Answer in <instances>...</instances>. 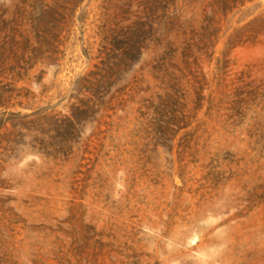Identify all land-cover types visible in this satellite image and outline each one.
<instances>
[{
	"label": "rangeland",
	"instance_id": "374dc122",
	"mask_svg": "<svg viewBox=\"0 0 264 264\" xmlns=\"http://www.w3.org/2000/svg\"><path fill=\"white\" fill-rule=\"evenodd\" d=\"M0 264H264V0H0Z\"/></svg>",
	"mask_w": 264,
	"mask_h": 264
},
{
	"label": "trees",
	"instance_id": "16d2710c",
	"mask_svg": "<svg viewBox=\"0 0 264 264\" xmlns=\"http://www.w3.org/2000/svg\"><path fill=\"white\" fill-rule=\"evenodd\" d=\"M57 17H60L58 14V10L48 8L41 12L38 18L32 21L31 32L35 34V38L38 44L37 47H31V44L29 45V47H31L30 53L33 57H35V55L37 54H41L42 49H44L43 45H47V42H50L49 38L51 37L49 36L51 30H53V27L56 23L60 24V20L58 22ZM137 26L139 25H136V27L134 28H126L125 31L121 29L119 30L118 35H116L115 37L112 36L110 43H108V45H110L111 47V53L114 54V57L117 55L116 52H120L121 54H119L120 59L108 65L109 72H114V69L120 68L122 65H125L129 61L128 58L131 54H141V51L143 49V34L141 33L140 27ZM119 36L122 37L121 39L124 38L125 40H123V42L120 41ZM121 43L122 46H120ZM107 56L111 57L108 54Z\"/></svg>",
	"mask_w": 264,
	"mask_h": 264
}]
</instances>
